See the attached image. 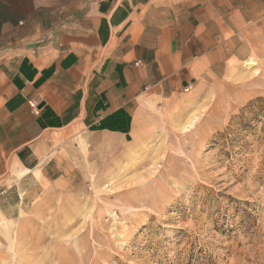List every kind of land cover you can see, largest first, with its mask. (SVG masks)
<instances>
[{
	"label": "crops",
	"instance_id": "0c3cea01",
	"mask_svg": "<svg viewBox=\"0 0 264 264\" xmlns=\"http://www.w3.org/2000/svg\"><path fill=\"white\" fill-rule=\"evenodd\" d=\"M263 25L264 0H0V221L85 191L160 114L217 96Z\"/></svg>",
	"mask_w": 264,
	"mask_h": 264
},
{
	"label": "rangeland",
	"instance_id": "374dc122",
	"mask_svg": "<svg viewBox=\"0 0 264 264\" xmlns=\"http://www.w3.org/2000/svg\"><path fill=\"white\" fill-rule=\"evenodd\" d=\"M254 34L256 65L217 96L160 114L85 191L1 220L0 264H264V25Z\"/></svg>",
	"mask_w": 264,
	"mask_h": 264
},
{
	"label": "built area",
	"instance_id": "2783aa9c",
	"mask_svg": "<svg viewBox=\"0 0 264 264\" xmlns=\"http://www.w3.org/2000/svg\"><path fill=\"white\" fill-rule=\"evenodd\" d=\"M191 90V87H186L184 90H183V92L184 93H187V92H189ZM29 106H30V108L32 109V111H33V113L36 115V114H38V110L36 109V106L33 104V103H31V102H29Z\"/></svg>",
	"mask_w": 264,
	"mask_h": 264
},
{
	"label": "bare ground",
	"instance_id": "6f19581e",
	"mask_svg": "<svg viewBox=\"0 0 264 264\" xmlns=\"http://www.w3.org/2000/svg\"><path fill=\"white\" fill-rule=\"evenodd\" d=\"M245 65L248 66V67H253L256 65L255 61L253 58H250L248 59L246 62H245ZM196 118V116H194V119ZM187 128V127H186ZM8 222V221H7ZM2 230V229H1ZM13 231V230H12ZM9 232V231H8ZM11 233V232H10ZM121 234V233H120ZM14 244V243H13ZM69 252V251H68ZM62 261V260H61Z\"/></svg>",
	"mask_w": 264,
	"mask_h": 264
}]
</instances>
